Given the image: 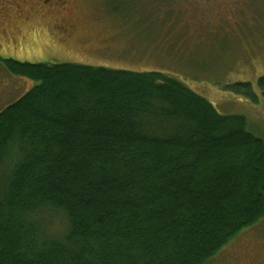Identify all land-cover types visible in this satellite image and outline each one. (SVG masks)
<instances>
[{"label":"trees","instance_id":"1","mask_svg":"<svg viewBox=\"0 0 264 264\" xmlns=\"http://www.w3.org/2000/svg\"><path fill=\"white\" fill-rule=\"evenodd\" d=\"M3 62L35 85L0 111V264H205L264 218L244 116L159 71Z\"/></svg>","mask_w":264,"mask_h":264},{"label":"rangeland","instance_id":"2","mask_svg":"<svg viewBox=\"0 0 264 264\" xmlns=\"http://www.w3.org/2000/svg\"><path fill=\"white\" fill-rule=\"evenodd\" d=\"M22 1L0 0V111L35 85L12 74L5 60L159 71L264 135V97L256 86L264 75V0H69L66 30L31 12L25 22L17 16ZM235 83L252 84L258 103L224 90ZM43 224L49 234L65 230L59 213Z\"/></svg>","mask_w":264,"mask_h":264},{"label":"flooded vegetation","instance_id":"3","mask_svg":"<svg viewBox=\"0 0 264 264\" xmlns=\"http://www.w3.org/2000/svg\"><path fill=\"white\" fill-rule=\"evenodd\" d=\"M68 3L69 0H24L21 6L17 4V11L20 12L17 16L28 22L32 17L27 14L31 12L39 20H48L52 27L66 30L70 26L64 19L68 17ZM263 246L264 218L239 233L212 261L214 264H264Z\"/></svg>","mask_w":264,"mask_h":264}]
</instances>
